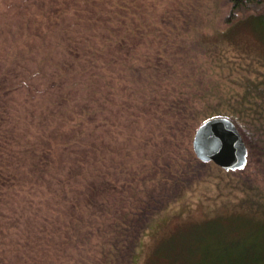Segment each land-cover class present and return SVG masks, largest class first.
Returning <instances> with one entry per match:
<instances>
[{"label": "trees", "instance_id": "1", "mask_svg": "<svg viewBox=\"0 0 264 264\" xmlns=\"http://www.w3.org/2000/svg\"><path fill=\"white\" fill-rule=\"evenodd\" d=\"M120 2L115 1L116 6L109 9L115 22L91 24L93 34L87 37L65 35L56 39L55 49L61 46L59 59L48 48L33 51L37 49L35 42H42L34 39L39 38L40 31L36 35L15 36L10 34L15 30H11L2 41L6 58H0V264L133 262L141 234L152 226L156 214L170 206L176 197L172 193L177 190L163 188L157 197L148 195L141 201V154L130 157V153L141 148L143 107L147 110L142 111L146 117L154 114L157 122L163 120L159 133L164 137L165 147H175L178 139L186 144L185 151L190 145L180 138L187 135L190 139L207 118L228 116L234 121L248 147L245 168L226 171L212 161H200L192 151L185 152L178 162L183 159L189 164L194 178L205 171V166L220 172L221 179L217 181L227 186L229 194V198H223L224 203L231 201L226 205L231 204L232 200L235 203L231 214H211V219L220 223L227 216L232 217L229 224L232 230H237L240 219L253 216L256 222L252 225L247 222V227L264 232V61L254 63V60L250 64L247 61L251 69L247 65L244 72L232 71L236 58L225 61L223 52L214 43L235 24L263 18L264 0H221L222 17L216 33L201 35L200 41L194 42V48L186 53L194 67L184 57L183 68L176 67L179 62L176 59L173 71H164L161 57L158 59L155 54L141 57V51L136 49L141 47V34L145 33L141 26L144 10L127 0ZM175 15L185 17L180 9ZM168 16L165 19L174 17ZM38 18L46 17L42 14ZM40 20L37 23L42 25ZM44 23L48 33L57 27L45 20ZM111 48L122 51L108 57L105 50ZM199 55L204 65L196 67ZM28 60L35 66L25 67ZM47 62L54 68L48 69ZM240 65H244L243 60ZM167 74L173 80L178 79L179 84L159 87L158 79ZM225 76L229 79L228 86L221 80ZM34 78L39 82H32ZM188 79L190 85L185 82ZM65 81L79 86L77 95L90 104L80 103V99L71 102L76 94L65 89ZM27 87L31 90L30 100L36 92L41 94L31 107L15 100L13 95L14 91ZM113 106L121 110L122 119H117L119 114ZM98 108L106 112L97 116ZM108 112L113 123L109 122ZM100 118L103 119L99 121ZM107 124L109 128H105ZM88 128L95 131L92 137L97 134L92 142L84 140ZM98 128L105 129L106 136ZM171 154L168 150L169 158ZM55 182L62 190L52 192L58 201L47 204L56 213L55 219L50 220L48 215H42L45 200L38 197L37 189L45 186L54 189ZM128 186L130 193H126ZM20 190H26L27 194L19 196ZM25 196L31 199L33 218L41 223L38 230L33 226L25 228L21 237L19 231L11 232L19 225L13 216L18 208L13 205L18 206ZM261 240L263 245L256 249L252 246L240 254L218 255L202 248L199 260L194 263L264 264V236ZM79 246L82 250L76 253ZM158 252L161 261L168 264H192L191 259L186 262L187 258L173 254L172 249L168 252L161 247Z\"/></svg>", "mask_w": 264, "mask_h": 264}, {"label": "rangeland", "instance_id": "2", "mask_svg": "<svg viewBox=\"0 0 264 264\" xmlns=\"http://www.w3.org/2000/svg\"><path fill=\"white\" fill-rule=\"evenodd\" d=\"M115 1L117 4L122 3L120 0ZM115 1L0 0V58H6L5 54L2 53V41L6 39L7 34L11 30H15L10 34L19 36L21 33H34L36 35L37 32L40 31L39 38L34 39L37 41L41 40L42 42L40 44L35 42L38 50L34 48L33 51L36 50V52H39L41 47H43V49L48 48V51H55V53L53 52L54 54L52 53V56H56V59H59L62 55V53H60L61 46H56L55 49V40H60V38L65 37V35L71 37H87V35L93 34L91 33L93 30L89 29L91 24L107 22L108 25V22H115L116 20L112 18V14H110L109 10L111 5L116 6V4H114ZM127 2L132 6L138 5L144 10L143 16L141 17V26L145 28V33L141 34L143 35L140 42L141 47L136 50L141 51V57L144 54H155V56H159L157 57L158 59L161 57L160 59L164 63L162 66L164 71H167V69L173 71L175 69L173 65L176 59L179 60V62L176 63V67L183 68L184 64L181 59L187 57L190 61V57L186 56L188 55L186 53L194 48V42L200 41L201 35L216 33L214 31H216L219 25V19L222 17L221 0H127ZM178 9H180L181 13L185 16L184 19L175 15ZM42 14H45L46 18H41L40 20L38 17L39 15L42 16ZM169 14H173L174 17L165 19V17H169ZM39 20L42 25L37 23ZM44 20L46 23L52 24L53 28L57 25L56 21L59 22L57 27L53 30V33L47 32ZM125 26L122 28L124 32L127 28ZM47 36H52L53 38L51 39ZM32 37H34V35H30V38ZM212 40L214 41V39ZM214 43L217 44V48L220 49V52H223L224 55H221L225 57V61L236 58V64L232 66V71H246L249 67L247 61L249 64L254 60V63L261 62L262 60L264 61V17L261 19H251L238 23L237 25L235 24V26L228 28L221 39L215 40ZM198 50L200 49L197 48V51ZM116 51L117 50L114 48L107 49L105 50V55L109 57L112 53H120L122 50ZM199 56L200 59L196 58L198 62L196 67H200V64L204 65L201 55ZM215 60L218 61L217 58H215ZM241 60H243V66L240 65ZM30 66L34 67L35 63L29 62L28 60L25 67L30 68ZM47 66L48 69L54 68V65L52 66L49 62H47ZM190 66L194 67L191 61ZM249 69L251 68L249 67ZM217 70H219L218 67ZM225 78L226 76L222 77L221 80L228 86L229 79ZM32 82L36 84L39 81L37 78H34ZM32 82L31 84H33ZM185 82L187 85L191 84L189 79ZM170 83H172V85L173 83H178V79L173 80V77L171 78L167 74L166 77L164 76V78L158 79L157 85L164 88L170 86ZM143 84L144 80L143 77H141V86H143ZM64 87L69 93L76 94L72 95L71 102L74 101L75 103L77 100L79 102L80 99V103L90 104L89 101H83V99L77 95L79 86L72 85L70 81H65ZM36 88L40 89L39 86ZM28 89L27 87L20 91H14L13 95L15 100H21V103L24 102L31 107V104H33V106L37 104L38 100H36V98L41 96V94H37L38 92H36L32 96L34 98L30 100L29 92H31V90ZM142 96L141 94V103ZM101 102H105L106 104V100H102ZM107 105H109V102H107ZM91 106H95L94 102H92ZM113 107L119 114L117 119H122L123 116L120 115L121 110L115 106ZM105 109L108 111L107 108ZM142 111L145 113L147 110H144L143 107ZM142 111L141 148L138 149L132 146L131 148H136L137 151L130 153V157L141 154V201L148 195L157 197L160 194V189L163 188H170L169 191L177 190L172 193L176 195V197H174L170 206L165 207L160 213L156 214L153 217L152 226L144 230L141 234L140 241L137 245V252L131 264H168L166 261H161L163 259L159 255L160 252H158L161 247L162 249L166 248L168 252L172 249V253L177 256L182 254L184 258L188 259L186 262L191 259L190 262L193 264L196 260H199V255L203 252L202 248L222 255L236 252L240 254L244 250L250 249L252 246L256 249L260 245H263V240H261V238L264 236V232L257 233L254 229L247 227V222H251V225L256 222L253 216L247 215V218L243 217L240 219L237 224L240 226L237 230H232V225L229 224L232 222V217L228 218L229 216H227L223 219V222L220 223L211 219V214L220 215L227 212L231 214V211H233L231 207L235 201L232 200V203L228 205L226 204L231 201L224 203L223 198H229L228 189L224 183L220 184L219 181H217L221 179V176H219L218 173L220 172L215 170V168L205 166V171L194 178L190 174L192 170L189 164L184 163L185 161L183 159L181 162H178V158L185 155L187 151H192L193 154H195L192 148L194 133L190 139L187 135H183L181 138L179 137L181 141L185 140L187 144L190 145L186 148V151L184 148L186 144L179 143L177 138L178 142L175 147L171 145L166 148L164 137L159 133L160 125H162L161 121L163 120L157 122L154 114L153 117L148 118ZM102 112L106 111L98 108L97 116L103 114ZM113 112H111V114ZM108 116L109 122L113 123V121H111L112 116L109 112ZM167 117L169 116H166V118ZM102 119L100 118L99 121ZM107 127L109 128L110 125L107 124L105 128ZM147 129H150V131ZM105 131L106 130L103 129L99 133L106 136ZM93 133H95V131L93 132L88 128V132L84 134V140L92 142L91 140L97 135L92 137L91 135ZM71 146L74 147L75 145ZM168 150L172 151L170 158L169 155H167ZM259 176L262 177L261 175ZM183 186H185L186 189L181 188ZM52 187L54 189H50L53 191L49 190L46 186L45 188L39 187L37 189L40 192L38 197L43 196V200H45L42 207V215L43 213L48 215L50 220L51 218L53 220L55 219L56 213L52 212V206L47 204L51 203V201L54 203V200L58 201V199H56L57 196L52 192L58 193L62 190L57 182H55ZM126 189V193H130L129 186ZM26 194V190H20L18 193L19 196ZM32 197L34 196L32 195ZM24 198L23 201L20 200L18 202V206L13 205L18 208L16 214L13 216L17 219L19 225L14 227L11 232L18 233L17 231H19L21 237L25 235V228L33 226L34 230H38L37 228L41 223L32 216L33 209H31L32 206L29 204V200L31 199H29L28 196ZM233 198H235V195ZM51 223H49V228ZM48 231L47 228V232ZM81 250L82 248L79 246L76 253H80ZM73 252L75 253L74 250L72 253Z\"/></svg>", "mask_w": 264, "mask_h": 264}, {"label": "water", "instance_id": "3", "mask_svg": "<svg viewBox=\"0 0 264 264\" xmlns=\"http://www.w3.org/2000/svg\"><path fill=\"white\" fill-rule=\"evenodd\" d=\"M192 148L202 162H214L229 170L243 169L248 162V147L234 121L228 116H213L196 128Z\"/></svg>", "mask_w": 264, "mask_h": 264}]
</instances>
